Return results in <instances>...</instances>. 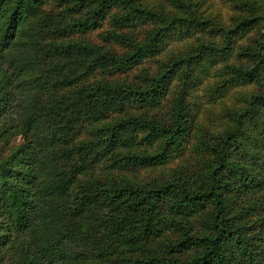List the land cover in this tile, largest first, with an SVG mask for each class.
<instances>
[{
    "label": "trees",
    "instance_id": "1",
    "mask_svg": "<svg viewBox=\"0 0 264 264\" xmlns=\"http://www.w3.org/2000/svg\"><path fill=\"white\" fill-rule=\"evenodd\" d=\"M221 2L0 0V264H264V0Z\"/></svg>",
    "mask_w": 264,
    "mask_h": 264
},
{
    "label": "rangeland",
    "instance_id": "2",
    "mask_svg": "<svg viewBox=\"0 0 264 264\" xmlns=\"http://www.w3.org/2000/svg\"><path fill=\"white\" fill-rule=\"evenodd\" d=\"M205 3H206V6L208 7V10L209 11L215 12L217 10L218 12H221V10H222L221 13L223 15L227 11L226 7H224V5L221 2V0H205ZM213 79H214L213 77H210L208 79V81H213ZM248 89H249V87H247V86L246 87H243V89H241L240 87L235 88L236 91H240V92H247ZM230 91L231 92L227 96H225L222 101H220V102H218V103H216V104L213 105L212 108L214 110L215 109H218V108H221V107H224V106H231L234 103V101L232 100V98H235V93H233V89L230 90ZM229 95H231V97H228ZM207 106H209V105H207V104L202 105V108L204 109ZM203 109H202V111H203Z\"/></svg>",
    "mask_w": 264,
    "mask_h": 264
}]
</instances>
